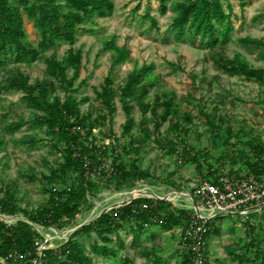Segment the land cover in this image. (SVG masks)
Wrapping results in <instances>:
<instances>
[{
  "label": "rangeland",
  "instance_id": "obj_1",
  "mask_svg": "<svg viewBox=\"0 0 264 264\" xmlns=\"http://www.w3.org/2000/svg\"><path fill=\"white\" fill-rule=\"evenodd\" d=\"M112 1V12L84 21L75 42L71 44L81 52V67L73 83L74 89H66L61 83L54 81L56 90L53 93L60 96L74 94L82 111L90 110L93 115L97 114L102 104L95 89L100 87L112 57V51L102 50L101 46L106 37L114 35L116 43L125 44L128 50V58L115 65L110 72L114 85L122 84L134 65L152 63L157 81L144 100L152 101L164 89L173 90L180 111H188L191 115L190 122H182L189 128L186 139L191 150L199 155L206 151L204 166L208 161L222 173L229 169H244V155L239 152L242 150L250 153L251 148L243 140L255 136L264 141V81L227 74L217 68L212 55L216 51L230 55L240 52L252 65L264 67V59L257 55L258 49L245 46L238 40L246 34L264 38V0H246L243 8L240 7L239 0H223L226 10L228 3L231 6L233 29L229 42L215 49H202L187 39H175L170 29L173 11L168 9L161 14L157 0ZM172 1L169 0L168 4ZM151 16L156 19L155 23L150 21ZM24 25L28 40L35 43L38 31L33 27L32 19L25 15ZM68 46V43L59 41L33 62L22 65L8 62L0 68V82L15 68L28 74L30 81L39 80L45 67L44 57L53 54L64 59ZM66 72L69 76L72 67L68 66ZM21 94V90L3 89L0 92V132L5 137V142L0 147V186L10 185L17 202L22 207L31 208L44 201L47 196L39 180L41 171L48 172V166L56 165L62 157L49 145L50 134L43 126L27 122L15 132L2 129L5 123L3 117L11 119L20 115L29 118L35 112L21 100ZM114 101L116 109L111 114V120L106 119V124L96 125L93 131L97 141L107 143L111 139L110 142L121 149L122 143L128 139V135L122 132L125 114L118 96L114 97ZM129 112L134 121L131 132L136 143L141 145L137 153L139 165L149 171L150 177L127 181L120 187L101 179L98 186L87 194V199L82 202L75 216L65 220L61 227L36 225L35 228L42 235L39 241L45 247L57 246L82 223L131 196L161 195L167 196V200L176 206L191 205V200L181 192L191 193L192 184L200 179L194 163L169 154L157 142V139L165 141L167 134L172 135L168 127L169 121H164L157 133L152 129L156 116L150 110L143 114L137 101L133 100ZM206 115L219 127L209 124ZM139 122L150 130L149 139L143 138ZM109 124L112 130H108ZM227 125L232 129L230 142L233 144L222 142ZM219 133L221 136L217 137ZM23 138H33L35 142L22 143L20 139ZM134 155L133 152L128 153V157ZM110 158L111 155L108 159ZM0 216L8 223L24 218L21 212ZM245 220L253 224L252 236H255L257 244L264 249V206L251 211L247 216L237 213L218 216L214 220L218 232L207 238L208 264H250L232 259L228 253L230 250L245 251L243 243L250 237L246 234ZM178 231L179 227L164 229L157 224L137 231L124 226L119 232L125 245L119 248L116 256L92 252V241L97 239L101 242L93 231L90 235L79 233L77 237L90 256L89 264H119L122 255L129 258L127 264H177L180 258L177 251ZM138 233V238L133 240ZM109 245L118 244L113 241Z\"/></svg>",
  "mask_w": 264,
  "mask_h": 264
},
{
  "label": "trees",
  "instance_id": "obj_2",
  "mask_svg": "<svg viewBox=\"0 0 264 264\" xmlns=\"http://www.w3.org/2000/svg\"><path fill=\"white\" fill-rule=\"evenodd\" d=\"M157 1L161 14L166 13L168 9L173 11L170 29L175 39H187L202 49H215L227 44L231 39L233 23L229 3L226 10L223 0H173L170 4L169 0ZM246 2L239 0L240 7L243 8ZM113 8L112 0H0V68L8 62L15 65L33 62L59 41L70 45L64 59H59L53 54L44 57L45 67L39 80L30 81L28 74L20 68H15L0 82V92L3 89L21 90V100L35 110L29 118L20 115L11 119L3 117L5 123L2 129L15 132L27 122L43 126L50 134L49 145L62 157L56 165L48 166V172L41 171L39 180L47 196L35 207H22L10 185L0 186V213L21 212L24 216L11 223L0 217V264H89L91 259L77 237L79 233L90 235L92 231L95 232L101 242L97 239L92 241V252L116 256L119 248L125 245L119 232L124 226L137 231L152 224L164 229L184 227L187 224L192 215L190 207L176 206L164 198L135 196L128 202L102 211L75 228L63 242L54 247H44L38 254L36 246L42 235L33 223L61 227L65 220L75 216L82 202L87 199V194L98 186L101 179L120 187L127 181L150 177L149 171L139 165L137 153L141 145L136 143V138L131 132L134 121L129 107L133 100L137 101L143 114L150 110L156 116L152 129L157 133L160 125L169 121L168 127L172 135L167 134L165 141L157 139V142L166 148L169 154H175L185 162L194 163L199 181H215L222 173L208 161L204 166L206 151L199 155L191 150L186 139L189 128L182 124L190 122L191 115L188 111H180L173 90L164 89L160 94H156L152 101L144 100L157 81L152 71V63L134 65L128 71L124 82L114 85L111 70L128 58L125 44H117L114 35L106 37L101 46L102 50H111L112 57L100 87L95 89V94L102 104L97 114L93 115L90 110L82 111L74 94L60 96L53 93L56 90L54 81H58L66 89H74L73 83L81 67V52L71 44L75 42L82 23L94 16L110 13ZM24 15L32 19L33 27L38 31L35 43L27 38ZM150 21L155 23L156 19L151 16ZM238 40L245 46L258 49V57L264 59L263 37L246 34ZM212 59L217 68L227 74L264 81V67L252 65L240 52L230 55L216 51ZM68 66L72 67L69 76L66 72ZM115 96H118L125 114L122 132L128 135L121 149L111 143V139L107 143L97 141L93 131L96 125L106 124V119L111 120V114L116 109ZM206 116L209 124L219 127ZM138 125L143 138L149 139L150 130L141 126L140 122ZM108 130H112L110 124ZM231 135L232 129L227 125L222 142L233 144L230 142ZM234 135L237 136V133ZM216 136H221V133ZM243 141L251 148L250 153L242 150L239 152L244 155V169H229L226 174H264V141L255 136H249ZM4 142L5 137L0 132V147ZM20 142L33 143L35 140L23 138ZM130 152L135 155L128 157ZM110 155L111 158L108 159ZM30 177L35 178L34 175ZM218 216L222 215H217L207 222L206 243L210 234L218 232V226L214 222ZM244 223L247 226L246 234L250 236L243 243L245 251L230 250L228 253L232 259L239 262L264 264V249L257 244L255 236L251 233L253 224L246 220ZM138 236L139 233L133 240ZM177 240L179 243V234ZM113 241L118 245H109ZM177 251L180 255L177 264H190L189 251L179 246ZM33 258H36L37 263L33 262ZM128 261L129 258L122 255L119 264H127ZM205 264H208L207 251Z\"/></svg>",
  "mask_w": 264,
  "mask_h": 264
},
{
  "label": "built area",
  "instance_id": "obj_3",
  "mask_svg": "<svg viewBox=\"0 0 264 264\" xmlns=\"http://www.w3.org/2000/svg\"><path fill=\"white\" fill-rule=\"evenodd\" d=\"M181 193L191 200L189 207L192 209V215L184 227H179L178 246L189 251L190 264H205L207 222L217 215L237 213L247 216L251 211L262 207L264 205V174L221 173L215 181L207 179L197 181L192 184L191 193ZM142 196L168 199L167 196L153 194ZM133 197L135 196L128 198V201ZM33 224L36 227L37 224ZM44 247L42 241L37 242L38 254ZM33 262L37 263L36 258H33Z\"/></svg>",
  "mask_w": 264,
  "mask_h": 264
},
{
  "label": "water",
  "instance_id": "obj_4",
  "mask_svg": "<svg viewBox=\"0 0 264 264\" xmlns=\"http://www.w3.org/2000/svg\"><path fill=\"white\" fill-rule=\"evenodd\" d=\"M128 200H125V201H123L122 203H125V202H127Z\"/></svg>",
  "mask_w": 264,
  "mask_h": 264
},
{
  "label": "bare ground",
  "instance_id": "obj_5",
  "mask_svg": "<svg viewBox=\"0 0 264 264\" xmlns=\"http://www.w3.org/2000/svg\"><path fill=\"white\" fill-rule=\"evenodd\" d=\"M131 192H132V191H131ZM134 195H135V194H134ZM169 195H170V194H169ZM179 195H180V194H179ZM179 195H178V196H179ZM129 197H130V196H129ZM124 201H125V200H124Z\"/></svg>",
  "mask_w": 264,
  "mask_h": 264
}]
</instances>
